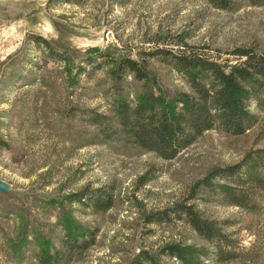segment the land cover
<instances>
[{
    "label": "rangeland",
    "instance_id": "rangeland-1",
    "mask_svg": "<svg viewBox=\"0 0 264 264\" xmlns=\"http://www.w3.org/2000/svg\"><path fill=\"white\" fill-rule=\"evenodd\" d=\"M236 1L239 8L224 11L206 0H0V264H37L36 236L59 248L65 234L58 224L61 203L86 188L112 192L114 204L106 212L66 204L77 222L96 233L95 244L68 264H133L142 250L159 256L169 242L208 247L175 213L183 202L209 218L234 221L226 231L242 246L253 243V233L264 236V192H250L257 205L252 211L204 190L188 200L211 169L238 164L249 151L264 148V139L258 141L264 112L255 100L250 109L259 122L246 135L207 132L171 161L122 139L100 143L82 114L111 111L109 62L97 56L103 68L88 64L84 53L91 48L142 63L157 47L178 49L177 36L223 62L234 63L232 54L242 47L264 54V8ZM39 38L52 42L61 57ZM147 68L160 86L189 90L169 61L151 58ZM127 81L132 91L141 86L131 75ZM142 176L151 181L142 185ZM17 210L21 218L7 216ZM167 210L168 219L145 223V214Z\"/></svg>",
    "mask_w": 264,
    "mask_h": 264
},
{
    "label": "trees",
    "instance_id": "trees-1",
    "mask_svg": "<svg viewBox=\"0 0 264 264\" xmlns=\"http://www.w3.org/2000/svg\"><path fill=\"white\" fill-rule=\"evenodd\" d=\"M206 1L224 11L238 7L236 0ZM250 3L264 8V0H250ZM176 38L178 49L157 47L156 51L145 53L142 63L123 54L113 57L108 49L98 47L84 53L90 58L86 62L96 69L103 68L102 63H97V56L108 61L110 66V113L94 109L82 111L83 121L93 128L92 135L100 143L122 139L171 161L207 132L219 129L240 137L258 124L259 116L251 111L250 106L255 100L258 111L264 112V54L259 55L253 49L242 47L232 54L237 59L234 63L230 60L223 62L205 52L195 51L185 38ZM38 40L52 54L59 56L62 53L54 48L52 42L42 38ZM158 57L169 61L184 76L189 90H171L158 84L147 68L148 60ZM71 65L70 60L67 64L70 76ZM82 70L80 68L76 75H81ZM130 75L141 83L138 90L130 89L127 81ZM260 132L258 141L264 139V129ZM150 181V176H142L139 180L142 185ZM198 190L221 196L227 205L255 210L257 205L252 195L264 192V148L249 151L238 164L211 169L204 179L193 186L194 193L188 200L196 198ZM66 204L88 205L106 212L113 207L114 196L102 188L94 192L86 188L69 194L60 206L58 224L65 232L61 246L57 248L52 242L44 241L47 240L45 237L36 236L33 245L37 264H68L83 256L95 244V231L77 222L72 217L71 207ZM176 207L175 213L184 217L197 235L208 243V247L169 242L159 256L142 250L133 264H163L161 258L164 257L175 259L179 264H206L209 260H214L216 264H264V236L257 239L253 233L252 237L256 238L253 243L248 247L242 246L234 239V233L226 231V228L235 226L234 221L209 218L188 202ZM13 212L21 218L18 210L7 212V216ZM169 216L171 212L168 210L157 214L151 212L145 214L144 220L147 225L157 224Z\"/></svg>",
    "mask_w": 264,
    "mask_h": 264
},
{
    "label": "water",
    "instance_id": "water-1",
    "mask_svg": "<svg viewBox=\"0 0 264 264\" xmlns=\"http://www.w3.org/2000/svg\"><path fill=\"white\" fill-rule=\"evenodd\" d=\"M2 186H3V185L0 184V190H4ZM3 192H6V191H3Z\"/></svg>",
    "mask_w": 264,
    "mask_h": 264
}]
</instances>
